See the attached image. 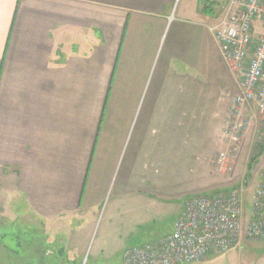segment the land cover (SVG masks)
<instances>
[{
  "label": "crops",
  "instance_id": "obj_1",
  "mask_svg": "<svg viewBox=\"0 0 264 264\" xmlns=\"http://www.w3.org/2000/svg\"><path fill=\"white\" fill-rule=\"evenodd\" d=\"M216 1L0 0L2 264L108 261L117 254L105 252L111 230L123 264L127 244L172 233L140 236L158 227L155 207L167 213L178 198L195 195L156 194L157 160L200 151L202 140L183 134L191 119L183 106L216 94L211 135L224 152L221 131L238 92L225 86L236 80L209 30L226 12L213 9ZM254 133L252 126L232 166L245 168L249 201L264 171V153L248 170L261 143ZM183 208H175L173 225ZM18 220L54 235L44 243L4 230ZM99 220L105 235L90 263L86 244L72 237ZM65 224L70 231L57 243Z\"/></svg>",
  "mask_w": 264,
  "mask_h": 264
},
{
  "label": "built area",
  "instance_id": "obj_2",
  "mask_svg": "<svg viewBox=\"0 0 264 264\" xmlns=\"http://www.w3.org/2000/svg\"><path fill=\"white\" fill-rule=\"evenodd\" d=\"M209 30L238 89L221 131L226 149L211 162L217 173L226 175L252 126L260 141L264 138V0H231L224 17ZM248 190L242 180L231 191L190 197L172 233L127 248L123 264H192L245 243L264 242V171L250 201Z\"/></svg>",
  "mask_w": 264,
  "mask_h": 264
},
{
  "label": "rangeland",
  "instance_id": "obj_3",
  "mask_svg": "<svg viewBox=\"0 0 264 264\" xmlns=\"http://www.w3.org/2000/svg\"><path fill=\"white\" fill-rule=\"evenodd\" d=\"M231 0H217L213 4V9L219 7L221 10V13H223L227 10L228 4ZM215 10V9H214ZM259 27V25H258ZM225 86H228L227 90L233 92L234 89L236 90L237 82H235V88L234 85L231 88V84L229 82H225ZM230 92V93H231ZM219 95V94H218ZM218 95H213L210 97V99L207 100L206 104L196 106H183V113H185V107L188 111V114H191V119L189 121L183 122V124H186L185 127H183V134L190 136L188 139H191L193 142L196 139L202 140L200 141V151L198 153H192L187 152L182 155V160L180 161L177 157H174L172 162L168 159L167 153L162 154L164 156V160L158 158L157 160V168H156V185H155V193H162L163 196H170L173 197L174 195H178L179 193L187 194L189 196L191 193L196 194H205V193H217L224 191L223 188H231L232 186L234 189H236L242 180L246 182L248 185L249 182H247V176L245 168L242 166L238 173L232 171L226 175H222L216 172L215 168L211 164L212 160L216 156L219 148H217V145L214 144L212 140V135H214V123H213V115L217 111L218 105L216 104V99ZM216 129V128H215ZM255 132V131H254ZM197 138H196V137ZM216 136V135H215ZM254 139L256 142H259V138L257 139V133H254ZM251 147L253 146V142L251 143ZM255 145V143H254ZM252 149V148H251ZM263 151L261 155L253 161V165L250 169V171L253 173L254 170H256V166L258 165L259 160L261 159V156L264 153V145H263ZM253 151L250 152V154ZM157 156L159 154L157 153ZM175 158L177 161H175ZM259 171L264 170V167L258 169ZM233 189V190H234ZM226 191V190H225ZM231 191V190H230ZM194 196V195H193ZM190 197V196H189ZM188 197V198H189ZM192 197V196H191ZM187 198H178V200L173 202L171 210L167 209V213H158V208L155 207L154 211H150L151 215H155L156 217V223L158 224V227H152L149 225V230L147 233H140V236H147V238L153 237L160 238L164 237L165 235L169 234L171 231V227H173V221L176 217L175 208L179 206H183L185 203V200ZM19 206H16L19 209H23L21 204ZM89 219V218H87ZM20 220V219H19ZM16 222V224H12L11 226H6L4 229L6 232L10 231L13 232L12 234L21 238L26 237L30 239L31 237L34 239H37L38 241H42L46 243L47 236L50 235L46 233V236L44 233H41L39 231V228L33 225H29L27 223V220H22ZM101 221L95 222L93 228L89 227L87 230L83 231L79 236L72 237L73 241H81L86 244L85 248V260L90 256L89 261L91 263L92 256L96 249L100 246L102 243L103 237H104V227L102 224H100ZM172 225V226H171ZM4 226V227H5ZM79 224L76 223L72 228L78 227ZM3 227V228H4ZM58 236L55 235L54 237L55 242L59 243L61 240H66L68 231L70 229L68 226L62 225L59 226ZM151 232V233H150ZM149 233V234H148ZM116 234L115 230H111L106 233L105 236V243L107 244L105 248V252L107 254H113L114 256L116 253V256L112 258L111 260L104 261V259H101L97 261V264H120L121 262V249L119 248L120 244L118 242H115V239L113 238ZM52 234L49 237H52ZM22 239V238H21ZM157 240V239H155ZM0 241L5 244V237L0 238ZM143 241H154V240H144V238H141L140 243ZM144 243V242H143ZM139 243H130L127 244L128 246H136ZM124 245V244H123ZM122 247V246H121ZM4 259V249L0 247V264H2ZM86 262V261H85ZM264 264V242H255V243H245L240 246V248H236L233 251H230L226 254L221 255H214L207 257L204 261L198 262V263H192V264Z\"/></svg>",
  "mask_w": 264,
  "mask_h": 264
},
{
  "label": "trees",
  "instance_id": "obj_4",
  "mask_svg": "<svg viewBox=\"0 0 264 264\" xmlns=\"http://www.w3.org/2000/svg\"><path fill=\"white\" fill-rule=\"evenodd\" d=\"M263 145H264V138L262 139L261 143L257 145L255 153L253 154V156L251 157L249 164H248V170L250 171L252 165H253V161H255L256 159H258V157L261 155L262 151H263Z\"/></svg>",
  "mask_w": 264,
  "mask_h": 264
}]
</instances>
